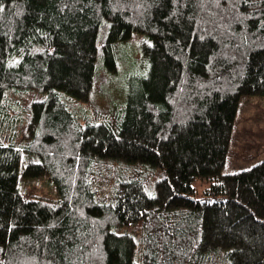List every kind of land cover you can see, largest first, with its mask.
Returning a JSON list of instances; mask_svg holds the SVG:
<instances>
[{
	"label": "trees",
	"instance_id": "1",
	"mask_svg": "<svg viewBox=\"0 0 264 264\" xmlns=\"http://www.w3.org/2000/svg\"><path fill=\"white\" fill-rule=\"evenodd\" d=\"M103 21L106 68L140 34L148 72L125 106L72 116L59 93L88 99ZM33 95L43 137L71 143L31 144L41 161L22 170L48 177L55 205L22 197L3 142ZM250 96H264V0H0V264H264V161L222 173Z\"/></svg>",
	"mask_w": 264,
	"mask_h": 264
},
{
	"label": "rangeland",
	"instance_id": "2",
	"mask_svg": "<svg viewBox=\"0 0 264 264\" xmlns=\"http://www.w3.org/2000/svg\"><path fill=\"white\" fill-rule=\"evenodd\" d=\"M108 25V21H103L98 32L96 72L88 99L77 101L60 92V102L64 104H61L63 112L81 118L88 117L92 111H98L100 115H103L105 112L116 111L125 106L132 95L141 92V81L147 75L149 64L143 57L140 46L143 43H149V40L143 35L134 34L129 40L116 43L114 47L116 70L110 71L101 57V45L107 37ZM39 98L38 95L30 96L21 103V108L16 109L15 113H19L17 123L13 130H10V136L3 142L12 143L20 149L18 189L22 197L39 199L47 204L55 205L59 202V196L48 177L28 178L22 175V170L28 162L41 161V157L29 149L31 144L39 149L46 147L47 152H54L60 143H65L66 148L71 144L70 140L64 142L56 137L51 141L43 137L47 135V132L42 130L36 119L31 118V103ZM261 161H264V96L243 97L239 100L222 173H235ZM153 174L145 182L146 191L149 194L153 192L154 181L162 176L160 170ZM194 187L195 197L201 198L204 190L209 187V182L197 179L194 181Z\"/></svg>",
	"mask_w": 264,
	"mask_h": 264
}]
</instances>
